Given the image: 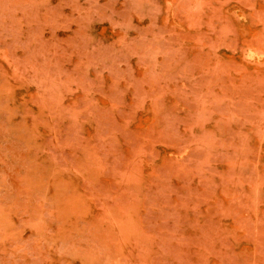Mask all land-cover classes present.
Returning a JSON list of instances; mask_svg holds the SVG:
<instances>
[{"label":"rangeland","instance_id":"rangeland-1","mask_svg":"<svg viewBox=\"0 0 264 264\" xmlns=\"http://www.w3.org/2000/svg\"><path fill=\"white\" fill-rule=\"evenodd\" d=\"M0 264H264V0H0Z\"/></svg>","mask_w":264,"mask_h":264}]
</instances>
